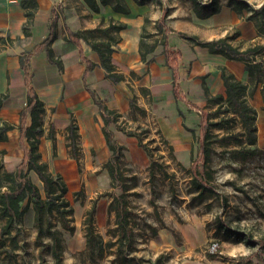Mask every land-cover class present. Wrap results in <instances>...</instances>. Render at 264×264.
Returning a JSON list of instances; mask_svg holds the SVG:
<instances>
[{"label":"rangeland","instance_id":"rangeland-1","mask_svg":"<svg viewBox=\"0 0 264 264\" xmlns=\"http://www.w3.org/2000/svg\"><path fill=\"white\" fill-rule=\"evenodd\" d=\"M128 1L160 18L165 10L167 14L172 13L175 6L178 10L173 16L193 13L189 0ZM198 1L202 5L215 1L219 7L228 3V0ZM243 1L258 8L264 0ZM104 7L99 4L100 12L95 13L84 0H64L59 12L64 17L77 16L80 23L89 22L93 26L91 30L102 29L111 19L102 10ZM247 16V12L238 15L243 22H247ZM249 22L251 25L244 29V35L249 33L252 24L255 28L254 22ZM152 30L153 24L149 21L143 33L145 42L156 43L159 47L148 58H154L161 51V35L156 38ZM226 32L225 36H231L238 29L234 25ZM252 37L232 42L241 49L250 45L264 46L258 36ZM47 73L55 76L58 72ZM138 79L130 73L118 82L127 97L123 95L118 108L125 113L117 118L115 110H111L112 122L106 126L113 141L122 146L112 157L109 151L103 155L99 149L86 148L79 137V160L71 159L66 129L69 124L77 123L76 118L69 114L71 117L66 125H61L62 121H58V116L49 108L40 115V126L44 130L38 144L41 160L51 173L63 178L68 189L65 199L73 212L67 223L55 215L46 217L44 229L50 225L57 233L56 246L46 233L40 238L42 246L37 245V233L31 228L30 219L16 224L9 235L0 234L2 264H57L53 250L58 252L62 264H123L117 253L115 216L108 209L113 198L121 194L130 212L132 247L129 255L141 258L143 264H247V256L264 250V110L261 97L254 91L246 98L248 105L256 110L257 140L253 145V157L237 159L232 153L244 145L248 147L244 136L240 137L238 145L218 142L217 139L225 134L242 132L238 117L225 114L211 116V121L226 119L222 129L210 127L206 142L208 159L205 160L200 155L199 123L201 111L212 112L214 106L206 103V106L196 105L192 109L185 103L175 105L165 99L153 101L149 93L139 87ZM105 91L107 93L108 88H104ZM95 93L96 99L105 104ZM94 107L98 114L95 104ZM2 124L7 123L0 122V127ZM50 124L53 141L47 138ZM13 145L8 138L0 142V172L13 171L18 164L20 149ZM110 159L116 172L114 183L106 168ZM194 168L199 170L197 179ZM32 179L40 189L35 175ZM2 225L0 221V228ZM21 225L23 227L18 229Z\"/></svg>","mask_w":264,"mask_h":264},{"label":"crops","instance_id":"crops-1","mask_svg":"<svg viewBox=\"0 0 264 264\" xmlns=\"http://www.w3.org/2000/svg\"><path fill=\"white\" fill-rule=\"evenodd\" d=\"M33 1L34 6L30 4L23 8L21 0H0V96L9 94L2 100L0 122L14 127L7 133L8 141L18 146L19 113L26 105L25 73L20 66L22 57L27 60L29 71L32 73L30 84L39 100L43 102L44 108H49L52 114L57 115L58 121H62L61 125H66L71 117L69 114H72L77 120L81 143L86 148L99 149L104 155L108 149L102 135L103 125L87 88L94 92L95 97L97 92L107 108L115 110L117 114L125 113L124 109L118 110V108L123 95L125 98L127 96L119 84H113L105 77V71L99 66L98 55L85 41L79 40L75 43L68 38L69 32L86 31L93 26L89 22L88 24L80 23L75 15L64 17L59 12V9L64 6V0ZM125 4L130 10L128 15L114 13L107 6L102 8L107 17L126 25V28L118 33L120 42L114 48L112 64L124 77L130 73L136 75L139 78L137 81L139 87L147 91L153 101L165 99L175 105L185 103L192 109H195L196 105L206 106L207 98L216 95L224 96L222 69L232 74L242 84L249 85L247 72L242 62L228 60L221 54H211L186 39L195 36L203 42L218 40L225 37L228 27L234 25L239 32L237 38L233 40L234 43L243 37L257 36L253 24L249 33L244 35V29L248 28L251 22L241 21L242 18L227 6H220L218 14L205 19L197 18L192 12L186 16H173L172 13L178 10L176 6L172 7L174 10L172 13L167 14L166 24L172 30L167 36L168 42L182 54L177 67L179 99L176 100L173 97L171 71L165 66V57L161 51L156 53L154 58L147 57L146 62L141 61L139 54V39L144 19L147 17L153 24L152 33L156 34L154 23L160 17L148 14V9L130 3L128 0H125ZM28 11L33 13V16L28 27L29 35L24 37L22 27L26 23L25 12ZM52 22H55L53 40L37 50L35 54H31L36 50L35 47L49 35ZM181 35H185L186 38H182ZM155 37L158 38L157 35ZM263 39L258 36V40L264 41ZM231 44L235 46L232 41ZM48 49L52 51L55 60L60 61L61 69L58 70L49 61L45 51ZM79 51L95 65L86 74L85 80L83 79L85 63L81 60ZM55 71L58 72L55 76H49L47 73ZM104 88H108L107 93L103 92ZM255 93L262 99L260 86ZM18 148L20 149V146ZM19 151L18 163L22 157L21 149Z\"/></svg>","mask_w":264,"mask_h":264},{"label":"trees","instance_id":"trees-1","mask_svg":"<svg viewBox=\"0 0 264 264\" xmlns=\"http://www.w3.org/2000/svg\"><path fill=\"white\" fill-rule=\"evenodd\" d=\"M89 6L91 11L99 13V4L109 6L114 13H121L128 15L127 5L123 0H84ZM191 2V9L194 15L199 19H205L207 17L216 15L220 11L219 5L215 1H211L207 4L201 5L198 0H189ZM35 2L33 0H21L23 8ZM141 4V3H139ZM227 7L236 12L238 15H242L243 12H247L248 16L246 21H253L257 36L264 38V1L258 7H252L243 0H228ZM26 23L23 25V35L27 37L29 35V25L33 13L30 11L25 12ZM54 15V14H53ZM167 17V11L165 10L161 18L157 20L155 24L156 35H161V54L165 57V66L171 71L172 83H173V97L176 100L179 99L178 90L179 85L177 83L178 77V63L181 60L182 54L178 49H174L170 46L167 36L171 33V29L167 26L165 19ZM148 18L144 19L142 33L140 35L139 54L141 61L146 62L147 56L152 53L158 46L156 43L145 42L143 35L146 30ZM51 30L49 35L42 41V43L35 47V51L31 54L38 52L45 45L51 43L54 38L55 22L50 24ZM126 25L115 22L110 19L109 23L102 29H88L86 31L69 32L68 38L70 41L78 43L79 40H83L90 46L91 50L99 57V66L105 71V77L113 84L123 80V75L115 70L112 64V54L114 53V47L120 42L118 33L125 29ZM239 32H235L234 35L225 36L218 40L201 41L195 36H191L188 39L190 43L195 46L206 49L211 54L223 55L226 59L232 61L242 62L247 72L249 85H244L240 81L234 78L230 73H227L224 69L221 71V79L224 84V96L216 95L214 97L207 98V106H214L212 112H201L200 126V155L208 159L206 155V142L210 137V127L222 129L224 127V119L216 122L211 121V116L215 118L222 115H235L239 119V123L242 126V132L237 134H225L220 137L218 142L225 144H240V137L244 136L246 139V146H242L238 150H233L232 153L236 155V158H250L253 157L255 148L253 145L256 143V131L255 125L256 110L248 105L246 98L251 97L252 93L260 86V95L262 96V110H264V46L250 45L245 49H241L238 46H233L231 41L235 40ZM51 64H54L58 70L61 69L60 61L55 60L51 50H45ZM81 60L85 63V73L83 79L85 80L86 74L95 66L91 61L87 60L85 56L79 51ZM20 66L25 73V86L27 87L26 93V105L19 113V123L17 129L19 131L18 146L22 151L21 161L15 167L13 171L0 172V221L3 225L0 228V234L5 237L9 235L11 230L19 222H23L26 219H30L31 228L36 230L37 245L42 246L40 242L41 236L46 233L52 239V245H58L57 233L51 230V226H47L44 229V222L49 215H55L62 222H68L69 215L72 214V207L70 203L65 199V195L68 192L63 178L59 174H53L48 169V165L41 160L39 151V140L44 135V130L40 126V115L45 112L44 104L37 97L33 87L31 86L32 73L29 71L27 60L20 58ZM87 88V87H86ZM88 93L91 95L94 104L97 106L98 114L103 122L102 135L104 142L110 156H114L122 146L113 141V135L106 129V126L112 122L110 115L112 111L109 110L105 104L96 99L94 92L87 88ZM6 95L0 96V109L2 106V100ZM53 111V110H51ZM114 114L119 118L121 114ZM223 117V116H222ZM14 127L8 124H2L0 127V142L7 140V133ZM52 124L49 125L47 138L51 141L54 140ZM67 139L69 141L68 147L70 148V158L73 160H79V147L77 140L79 138L77 125L71 123L67 129ZM107 173L111 177L113 183L117 181L116 172L112 165V159L106 163ZM1 169V167H0ZM195 179L198 178L197 168H194ZM32 175L36 176V180L41 184L39 189L36 182L32 179ZM200 187V184H196ZM118 185L115 187L117 188ZM78 193V192H77ZM77 193H75L77 195ZM109 211L113 212L115 216L116 231L118 236L116 245L118 246L117 253L123 260V264H143L141 258L130 256L132 231L129 226V210L127 201H125L123 194L115 196L109 204ZM23 226L17 227L21 229ZM52 256L57 264H62L60 256L57 251H52ZM41 257V255H40ZM247 264H264V250L260 252L252 253L247 256Z\"/></svg>","mask_w":264,"mask_h":264},{"label":"bare ground","instance_id":"bare-ground-1","mask_svg":"<svg viewBox=\"0 0 264 264\" xmlns=\"http://www.w3.org/2000/svg\"><path fill=\"white\" fill-rule=\"evenodd\" d=\"M47 100V99H46ZM258 123V122H257Z\"/></svg>","mask_w":264,"mask_h":264},{"label":"built area","instance_id":"built-area-1","mask_svg":"<svg viewBox=\"0 0 264 264\" xmlns=\"http://www.w3.org/2000/svg\"><path fill=\"white\" fill-rule=\"evenodd\" d=\"M214 248V247H213Z\"/></svg>","mask_w":264,"mask_h":264}]
</instances>
